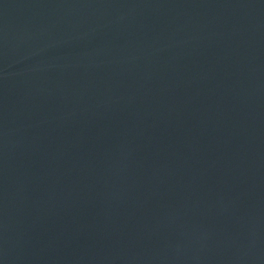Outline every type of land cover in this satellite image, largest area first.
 Returning <instances> with one entry per match:
<instances>
[{"label": "water", "instance_id": "95a60500", "mask_svg": "<svg viewBox=\"0 0 264 264\" xmlns=\"http://www.w3.org/2000/svg\"><path fill=\"white\" fill-rule=\"evenodd\" d=\"M0 264H264V0H0Z\"/></svg>", "mask_w": 264, "mask_h": 264}]
</instances>
